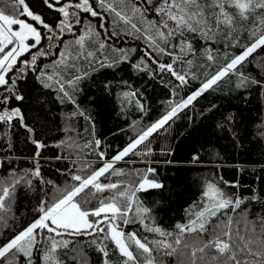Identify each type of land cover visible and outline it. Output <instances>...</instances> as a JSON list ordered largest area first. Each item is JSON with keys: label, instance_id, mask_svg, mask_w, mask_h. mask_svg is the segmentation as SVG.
<instances>
[{"label": "snow or ice", "instance_id": "1", "mask_svg": "<svg viewBox=\"0 0 264 264\" xmlns=\"http://www.w3.org/2000/svg\"><path fill=\"white\" fill-rule=\"evenodd\" d=\"M262 50L264 0H0V235L7 232L0 264H90L88 249L99 264H264V187L242 195V165L226 180L217 162L201 181L199 210L171 228L157 222L160 201L148 206L141 195L166 189L160 169L178 163L176 149L154 147L156 140L179 120L193 126L191 113L205 94L226 83L229 91L256 85L264 93V78L245 71L255 60L264 73ZM102 70L111 72L103 92L117 116L139 114L118 130L128 142L111 157L112 145L102 146L79 102ZM149 86L166 89L167 99L159 118L145 122ZM48 101L57 111L67 106L61 130L73 134L51 144L39 119L27 115L38 110L48 119ZM217 108L201 107L197 116L206 120ZM80 118L91 129L82 144L74 124ZM236 120L229 112L213 127L238 148ZM21 135L28 154L18 148ZM256 135L264 140V121ZM91 154L95 159L86 158ZM21 160L29 166L19 167ZM190 162L203 163L199 151ZM46 163L63 183L46 178ZM18 190L36 194L33 215L19 228Z\"/></svg>", "mask_w": 264, "mask_h": 264}, {"label": "trees", "instance_id": "2", "mask_svg": "<svg viewBox=\"0 0 264 264\" xmlns=\"http://www.w3.org/2000/svg\"><path fill=\"white\" fill-rule=\"evenodd\" d=\"M29 2L37 4L38 0H29ZM255 63L256 61L253 60L251 64L247 65L246 74L250 78H264V73L255 68ZM110 78L111 72L108 70L97 73L94 80L87 82L85 90L79 98L82 108L86 110V114L91 115L96 125L95 135L102 140V146L112 145L107 151L109 157L114 154L116 149L128 142L127 136L118 130L121 127H126L130 120L138 119L139 116L133 109L128 110L127 119L117 116V104L114 103L112 97L103 92L104 84ZM231 79L234 81L235 77ZM138 86L143 89L145 84L138 81ZM192 86H195V82ZM230 87L231 84L226 83L222 90L213 94H205L207 99L203 97L200 99L195 111L191 113L195 119L193 126L186 127L187 120H179L173 125L167 138L161 136L156 140L154 147H167L170 144L176 149L173 159L177 160L178 163L160 169L159 179L167 185L165 190L141 195L148 206H153L156 201H160L155 209L156 217L157 222L165 228H171L176 222H184L188 218L187 213L189 211L199 210L202 192L201 181L215 171L217 162L223 165L221 171L226 180L237 178L236 165H242L245 168V172L238 177L242 185L248 186L239 189L242 195L249 194L251 188L264 187V169L261 168V165H264V140L256 135L258 125L264 121V93H261L256 85L250 86L247 90L238 89L236 91H229ZM39 94L40 89L37 88L33 95L35 97ZM148 94L152 111L145 117V122L159 118L163 111L162 102L167 99V90L161 87L149 86ZM212 103L218 105L214 114L205 112V116L208 117L206 120L197 116L201 107L207 109ZM33 108H36L35 104H33ZM59 108H61L60 105L48 101L45 108L48 117L46 120L38 110L29 109L27 113L29 120L36 121L39 119V123L48 130L45 138L50 144L61 137L73 135L61 130L64 124L63 113L68 109L67 106H64L62 110L57 111ZM229 112L237 117L234 127L237 128V135L243 138L242 146L238 148L233 146L230 137H226L223 132H217L213 127L218 120H221ZM213 115H215V119L212 118ZM201 120L204 122L201 123ZM74 124L80 133L77 137L79 143L82 144L85 140L91 139V129L83 118L78 119ZM205 144L210 146L206 150H202L201 145ZM18 148L21 152L28 154L23 135L19 137ZM56 151L57 149L51 147L47 150L49 155H53ZM197 151H199L203 161L201 164L190 162L191 156ZM86 158L95 159V154ZM209 159L212 160L211 164L208 163ZM17 164L19 167L29 166L27 161L23 160L17 161ZM117 166L126 167L123 164ZM135 167L142 168L143 166L136 165ZM43 172L48 179H55L59 183L64 182V176L58 175L54 169L49 168L47 163L44 165ZM5 175V170L0 169V177ZM35 196V193L18 190L14 207L18 219V228L26 224L33 215L32 209L36 203ZM134 227L136 226L130 225L129 230ZM6 236L7 232L5 231L3 235H0V241H3ZM88 257L90 264H99L93 249H88Z\"/></svg>", "mask_w": 264, "mask_h": 264}, {"label": "bare ground", "instance_id": "3", "mask_svg": "<svg viewBox=\"0 0 264 264\" xmlns=\"http://www.w3.org/2000/svg\"><path fill=\"white\" fill-rule=\"evenodd\" d=\"M228 86V85H227Z\"/></svg>", "mask_w": 264, "mask_h": 264}]
</instances>
